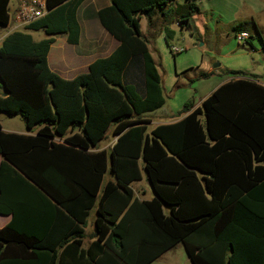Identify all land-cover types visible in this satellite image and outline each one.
I'll use <instances>...</instances> for the list:
<instances>
[{
    "label": "trees",
    "instance_id": "obj_1",
    "mask_svg": "<svg viewBox=\"0 0 264 264\" xmlns=\"http://www.w3.org/2000/svg\"><path fill=\"white\" fill-rule=\"evenodd\" d=\"M8 1L0 0V26ZM81 1L46 0L42 17L0 43V112L33 132L0 129V214L10 216L0 227V264H147L176 243L190 264H264V86L228 70L199 104L147 129L163 98L139 19L150 23L174 0H109L96 17L117 46L65 79L46 53L57 34L77 41ZM195 1L173 8L181 23ZM38 30L45 37L35 41L28 31ZM136 55L143 95L122 82ZM107 133L113 143L98 148ZM142 174L153 196L139 200L129 184ZM92 207L94 240L78 250ZM61 247L77 258H61Z\"/></svg>",
    "mask_w": 264,
    "mask_h": 264
},
{
    "label": "rangeland",
    "instance_id": "obj_2",
    "mask_svg": "<svg viewBox=\"0 0 264 264\" xmlns=\"http://www.w3.org/2000/svg\"><path fill=\"white\" fill-rule=\"evenodd\" d=\"M233 1L197 0L199 11L191 15L185 26L172 22V14L161 15L157 10L153 13L157 18L150 23L144 15L141 16L140 30L154 59L163 98V104L150 114L175 116L186 103L199 104L214 89L217 81L228 75V70L255 75L264 82V7L254 10L258 12L252 18L241 19L232 8ZM13 2L14 0H10V5ZM239 20L248 22L246 30L249 38L244 41L236 40L230 29L231 24ZM254 26L259 29L260 36L256 34ZM3 32L4 28L0 26V34ZM32 36L36 39L42 37L43 33L35 31ZM58 40L61 42V37ZM171 47L181 50L173 52ZM141 65L140 61L135 76L131 78L140 93ZM203 73L208 74L203 77ZM0 113V121L4 126L15 128L23 125L17 115ZM149 127L147 126L148 129ZM110 137L111 134L107 133L101 144ZM92 214L93 209L90 210L89 217ZM161 258H171V264H190L186 261L187 257L180 244ZM153 264L166 263L164 259H158Z\"/></svg>",
    "mask_w": 264,
    "mask_h": 264
},
{
    "label": "crops",
    "instance_id": "obj_3",
    "mask_svg": "<svg viewBox=\"0 0 264 264\" xmlns=\"http://www.w3.org/2000/svg\"><path fill=\"white\" fill-rule=\"evenodd\" d=\"M183 2L184 0H174L173 2L169 3L165 7L163 12L158 11V13L161 15L162 14L168 15V13H170L172 14V18H173L172 22L177 23L179 26H185L186 23H181L179 21V17H178L179 15L175 14L173 11V8L177 4H182ZM232 3H233L232 8L234 9L235 14L236 13L239 14L241 16V19L252 18V15L258 12L254 10L264 7V0H234ZM108 4H109V0H82L77 5L76 10H75V20L78 25L77 41L75 43L68 42L66 33H60L54 36V39L50 43L48 47V51L46 53V61H47V65L50 70H52L53 72H55L62 78L71 79L78 74L86 73L90 62H92L97 57L107 56L117 46L118 44L117 40L114 39L108 32H106V30H104V28L100 25L96 17L97 10L104 6H107ZM14 5H15V0L11 5H10V0L8 1V12L9 13H11ZM212 8L214 9V7ZM197 11H199L198 6H197ZM152 16L150 18V21L155 20L157 18L155 14H152ZM140 19H139V22H140ZM2 27L4 28V26ZM254 27H255L256 34L260 36L259 29L257 28V26H254ZM246 29L241 30V31L247 32ZM28 32L30 33L32 39L35 41L40 40L43 37H45V34L42 31L41 32L43 33V36L38 37L36 39L33 38L32 36V32H35V31H28ZM59 37H61L62 39L61 42H59L58 40ZM139 63H140V58L137 55L134 57H131L128 60L126 66L124 67V70L122 71V82L124 84L125 83L133 84V81H131V78L136 72V69H137V66H139ZM139 79H141L140 74H139ZM227 79L228 77L226 76L223 79L217 81L215 87ZM255 80L264 86V82H262L257 76L255 77ZM1 91L2 90L0 88V93ZM136 91L138 92L139 95H143V88H142L141 93L137 89ZM147 116L149 117V121L146 122V125L148 127L150 125L149 129L152 128L154 125L173 122L179 118V117L175 118L174 116H169L165 114H163L162 116H155L150 113H148ZM0 129L5 132H14V133H23V134L33 133L25 129L24 123L23 125L12 128V127L4 126L2 122L0 121ZM114 139H115V136L111 135L108 141L101 144L103 140L102 139L98 143V148H105V149L109 148L111 144L113 143ZM54 140H58V139L55 138ZM0 160H1V156H0ZM143 176L145 177V175L142 174L140 179L134 180L130 182L129 184L133 190L134 195L139 200L149 199L153 196L150 185L147 179L144 178ZM142 177L145 180H143ZM108 178H111V174L110 172L106 171L104 174V180ZM91 209H93V214L89 217ZM94 217H95V209L94 207H92L89 209L88 215L86 217V223L82 228L83 236L81 238V243L78 246V250L85 249L91 243V241L94 240V235H93ZM9 219H10V216L8 214H0V227L3 226L5 223H7ZM178 244H180L181 247L183 248L181 243H176L174 246L163 251L161 254H159L157 257H155L153 260H151L147 264H153L158 259H164V262L166 264H171V258H161V257H163L169 250L171 251V249H173ZM62 249L63 247L58 248V255H61V258H77L78 250L76 251L69 250L67 252H64V249H63V252H62ZM187 260L189 261L188 257L186 258V261Z\"/></svg>",
    "mask_w": 264,
    "mask_h": 264
},
{
    "label": "built area",
    "instance_id": "obj_4",
    "mask_svg": "<svg viewBox=\"0 0 264 264\" xmlns=\"http://www.w3.org/2000/svg\"><path fill=\"white\" fill-rule=\"evenodd\" d=\"M46 0H15V5L9 13L7 23L4 25V32L0 34V41L4 35L10 31L23 28L25 25L42 17L46 13ZM248 37V33L241 31L235 34L238 41H244ZM173 52L181 50V48L171 47Z\"/></svg>",
    "mask_w": 264,
    "mask_h": 264
}]
</instances>
